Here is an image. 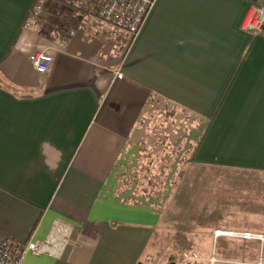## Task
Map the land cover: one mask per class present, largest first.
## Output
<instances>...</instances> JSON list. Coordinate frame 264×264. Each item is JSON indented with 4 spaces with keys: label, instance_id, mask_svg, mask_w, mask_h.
Returning <instances> with one entry per match:
<instances>
[{
    "label": "crops",
    "instance_id": "0c3cea01",
    "mask_svg": "<svg viewBox=\"0 0 264 264\" xmlns=\"http://www.w3.org/2000/svg\"><path fill=\"white\" fill-rule=\"evenodd\" d=\"M36 1L0 0V234H72L59 257L21 264H141L160 212L111 183L152 99L201 123L192 165L264 173V33L241 28L264 0H155L133 40L63 3L30 22Z\"/></svg>",
    "mask_w": 264,
    "mask_h": 264
},
{
    "label": "rangeland",
    "instance_id": "374dc122",
    "mask_svg": "<svg viewBox=\"0 0 264 264\" xmlns=\"http://www.w3.org/2000/svg\"><path fill=\"white\" fill-rule=\"evenodd\" d=\"M47 3L61 8V3L45 0L43 11ZM42 16L44 12L37 21ZM200 126L189 113L152 99L140 123L141 139L127 147L113 174L116 197L149 203L162 218L141 264H183L184 254L202 259L198 264L213 256L264 264V240L214 237L217 230L264 237V173L192 165L189 157Z\"/></svg>",
    "mask_w": 264,
    "mask_h": 264
},
{
    "label": "built area",
    "instance_id": "2783aa9c",
    "mask_svg": "<svg viewBox=\"0 0 264 264\" xmlns=\"http://www.w3.org/2000/svg\"><path fill=\"white\" fill-rule=\"evenodd\" d=\"M68 8L93 18L100 24L108 25L116 30H120L133 40L139 33L140 28L154 5L155 0H64ZM45 0H37L32 6L28 20L35 22L41 13ZM242 30L253 35L264 33V7L260 5H250L241 24ZM30 63L38 75H44L51 63L52 56L47 51H41L30 57ZM116 78H122V74L117 73ZM72 227L62 221H55L46 239L41 242L28 240L17 242L7 239L0 234V264H21L28 254L35 256L46 255L49 257H59L70 241ZM215 238L231 237L244 240H263L261 235L248 232H225L217 230ZM202 259L194 254H184L183 264H198ZM207 264H237L227 261H219L214 256Z\"/></svg>",
    "mask_w": 264,
    "mask_h": 264
},
{
    "label": "trees",
    "instance_id": "16d2710c",
    "mask_svg": "<svg viewBox=\"0 0 264 264\" xmlns=\"http://www.w3.org/2000/svg\"><path fill=\"white\" fill-rule=\"evenodd\" d=\"M54 1H56L57 3H65L64 0H54Z\"/></svg>",
    "mask_w": 264,
    "mask_h": 264
},
{
    "label": "bare ground",
    "instance_id": "6f19581e",
    "mask_svg": "<svg viewBox=\"0 0 264 264\" xmlns=\"http://www.w3.org/2000/svg\"><path fill=\"white\" fill-rule=\"evenodd\" d=\"M263 240H264V239H263ZM263 240H262V241H263Z\"/></svg>",
    "mask_w": 264,
    "mask_h": 264
}]
</instances>
